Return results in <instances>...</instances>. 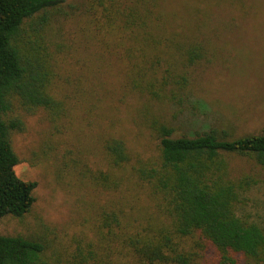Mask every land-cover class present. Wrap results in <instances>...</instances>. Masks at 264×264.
<instances>
[{"label": "trees", "instance_id": "1", "mask_svg": "<svg viewBox=\"0 0 264 264\" xmlns=\"http://www.w3.org/2000/svg\"><path fill=\"white\" fill-rule=\"evenodd\" d=\"M65 2L0 0V220L24 218L36 203L37 182L16 173L22 160L13 138L25 132L26 116L61 111L54 86L58 60L47 32ZM85 2L88 38L101 56L120 63L129 94L184 105L189 71L205 52L166 37L160 0ZM155 126L154 158L133 154L123 136H109L103 165L80 171L82 183L111 198L99 215L97 244L78 240L71 258L57 264H194L199 253L187 251L186 240L221 264H236L239 255L264 262V228L237 214L250 179H233L228 162L237 156L264 167V133L230 139L212 129L177 136L166 123ZM136 190L148 196V211H141ZM47 249L40 237L0 234V264H52Z\"/></svg>", "mask_w": 264, "mask_h": 264}, {"label": "rangeland", "instance_id": "2", "mask_svg": "<svg viewBox=\"0 0 264 264\" xmlns=\"http://www.w3.org/2000/svg\"><path fill=\"white\" fill-rule=\"evenodd\" d=\"M85 4L66 0L47 32L58 60L54 86L60 113L26 116L25 132L13 138L22 160L16 173L37 182L36 203L24 218L0 220V234L42 238L52 264L68 261L78 240L86 247L99 241V215L111 197L82 183L80 171L103 165L107 137H125L133 154L147 160L158 153L157 123L175 128L177 136L212 129L226 131L230 139L264 133V0H160L166 37L205 52L189 71L182 106L129 94L120 63L101 56L88 38ZM228 162L233 179H250L240 193L238 216L264 228V167L237 156ZM134 197L141 211L149 210L146 194L136 190ZM184 244L199 253L194 264H221L194 240ZM236 264L264 262L239 255Z\"/></svg>", "mask_w": 264, "mask_h": 264}]
</instances>
